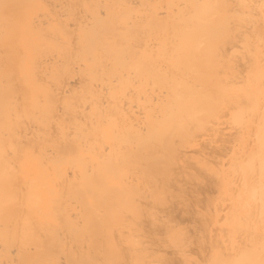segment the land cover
<instances>
[{
    "label": "bare ground",
    "instance_id": "6f19581e",
    "mask_svg": "<svg viewBox=\"0 0 264 264\" xmlns=\"http://www.w3.org/2000/svg\"><path fill=\"white\" fill-rule=\"evenodd\" d=\"M0 264H264V0H0Z\"/></svg>",
    "mask_w": 264,
    "mask_h": 264
}]
</instances>
